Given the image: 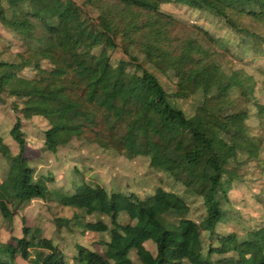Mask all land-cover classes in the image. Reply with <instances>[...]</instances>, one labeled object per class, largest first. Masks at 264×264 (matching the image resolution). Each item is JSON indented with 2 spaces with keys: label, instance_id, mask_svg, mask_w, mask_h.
Returning <instances> with one entry per match:
<instances>
[{
  "label": "trees",
  "instance_id": "obj_1",
  "mask_svg": "<svg viewBox=\"0 0 264 264\" xmlns=\"http://www.w3.org/2000/svg\"><path fill=\"white\" fill-rule=\"evenodd\" d=\"M170 1L219 18L237 36L240 45L248 47V55L264 57V29L260 31L258 27L264 22V0H83L81 6L71 0H0V27L18 36L24 46L14 59L0 58V95L23 104L13 106L16 116L12 131L19 149L16 154H4L11 179L28 199L56 198L61 206L71 208V218L76 220L73 224L81 225L83 232L97 233V242L109 252L107 257L84 248L81 257L67 262L51 239L22 226L25 243L15 239L12 245L0 239V264H11L17 253L27 257L28 247L36 243L44 248L40 252L41 264H90L93 255L101 264H249L233 252L238 255L243 245L264 243V222L257 228H245L236 243L225 236L214 244V237L209 234L218 222L229 217L228 203L226 199L222 201L232 180L227 165L236 158L238 150L246 148L224 134L229 137L238 133L248 141L256 138L264 146V103L255 95L256 87L261 85L264 96V67L256 69L261 77L255 79L241 69H232L233 64H221L208 50L201 58L196 57L188 46L192 28L162 8ZM70 6L76 10L79 32L90 40L82 53L103 58L102 67L81 59L68 29L66 12ZM82 6L96 11L97 16L92 17L90 10ZM118 35L130 46L146 50L147 60H160L177 77H186L204 97L212 88L207 73L214 70L228 96L238 93L255 105L254 117L246 120L223 116L222 106L216 103L223 135L209 121L194 124L169 102L158 78L137 58L119 60L111 67L108 50L117 46ZM0 38L5 37L0 34ZM11 45L8 42L3 47L9 49ZM44 61L49 67L43 66ZM80 65L93 73L81 72ZM114 72L120 79L113 78ZM125 76L133 89L124 82ZM34 116L46 121L43 148L51 152L77 139L96 144L112 156L148 157L149 170L160 181L169 176L181 184L188 198L201 202L203 226L188 216L189 205L182 196L160 185L151 195L130 194L125 200L119 199L124 194L118 187L98 184L94 192L66 197L59 190L50 189L47 181L53 177H33V169L27 165L30 159L25 154L22 126L23 120ZM148 121L150 129L146 127ZM74 171L86 185L78 167ZM260 175L262 189L256 198L262 202L263 211L264 166ZM8 196L9 189L3 181L0 212L10 223L12 215L4 202ZM126 210H131L128 216L134 224L119 221L120 213ZM168 212L178 215V221L166 220ZM88 216L94 220H88ZM56 220L64 223L69 219L57 216ZM147 242L154 244V250L147 247ZM228 253L220 259L212 257Z\"/></svg>",
  "mask_w": 264,
  "mask_h": 264
},
{
  "label": "rangeland",
  "instance_id": "obj_2",
  "mask_svg": "<svg viewBox=\"0 0 264 264\" xmlns=\"http://www.w3.org/2000/svg\"><path fill=\"white\" fill-rule=\"evenodd\" d=\"M71 1L78 6H81L83 2V0ZM82 7L86 10L89 9L92 17L97 16L96 11ZM69 8L70 10L66 12L68 29L81 59L91 66L100 65L102 67L103 58L89 52L88 54L82 53L84 52L83 49L90 44V40L79 32L76 10L73 6ZM162 8L166 13L192 28V32L188 35V46L196 57L201 58L208 50L216 55L221 64H233L232 69H241L255 79L261 77L256 69L264 67V57L248 55V47L241 46L237 36L219 18L194 11L173 1L163 4ZM258 27L262 31L264 22L259 24ZM0 34L5 37L0 38V58L14 59L16 52H21L24 49V46L21 45V39L18 36H11L10 33L2 29H0ZM6 39L12 43L9 49L3 47L4 44L8 43ZM116 45V47L108 50L109 59L112 63L111 67L119 60L126 61L129 60V57L137 58V61L142 63V66L148 72L158 78L160 84L168 92L169 102L180 108L196 125L206 120L211 122L220 131L221 135L225 133L223 132L224 127L220 126L218 121L216 103L222 106L221 114L223 116L229 114L236 119L248 120L253 118L257 111L250 100H246L238 93H232L228 96L225 89L220 85V80L214 70L207 73L212 88L204 97L200 89L194 88L186 77H177L162 61L151 62L147 60L146 50L130 46L119 35L116 38ZM78 61H80L79 57L76 58V63ZM42 64L49 67L45 61ZM79 69L86 74L93 73L84 65H80ZM125 77L124 82H127L129 89H133V85L128 81V76ZM113 78L120 79L115 72ZM218 91L220 92L219 97L217 95ZM255 95L260 103H264L261 85L256 87ZM0 97V183L4 181L9 189V196L5 198L4 202L12 215L9 223L0 212V239L12 245L15 243V239H21V242L25 243L22 228L24 226L31 233L36 231L43 238L51 239L67 262H72L74 257H81L85 251L84 248L109 257V252L105 246L97 242V233L83 232L81 225L73 224L76 220L71 218L73 213L71 208L61 206L56 198L49 201L37 198L28 199L12 181L4 154L5 152L16 154L19 149L12 131L16 116V109H13V106L16 108L21 107L23 104L22 101L7 97L3 93ZM146 127L147 129L151 128L150 121H148ZM45 128L46 121L39 116L23 120L22 130L26 141L25 154L30 159L27 160V165L33 169V177H38L40 174L44 177H53V182L52 180L47 181L50 189L59 190L62 196L66 197L73 193L84 195L94 192L95 185L98 184L107 188L109 186L118 187L120 192L124 194L119 199L125 200V196L130 194L141 197L151 195L154 189L160 185L166 191L182 196L189 205L188 216L199 227L203 226L202 214L204 208L201 202H194V200L188 198L181 184L173 181L169 176H164L160 181V178L149 170L148 157L136 156L127 159L123 155L112 156L96 144L80 142L77 139H73L66 146H59L55 152H51L43 148L42 131ZM224 136L229 140L241 142L246 148L238 150L236 158L231 159L227 165L232 180L230 187L224 193V198L222 197V201L224 202V199H226L227 202L225 203H228L226 206L230 209V214L226 221L218 222L214 231L209 233L214 237V244H216L215 241L219 237L225 236L228 237L231 243H236L242 238L245 228H257L264 222L262 202H259L256 198L262 189L263 178L260 175V170L264 166V160L262 161V157L264 159V146L258 139L253 138L248 141L238 133H234L229 137L225 134ZM258 161L260 166L257 163ZM75 167H78L82 172V177L87 181L86 185L82 184L76 176ZM130 214L131 210L120 213L119 221L134 224L135 221L128 216ZM57 216H63L69 220L61 223L56 220ZM165 218L171 222H177L179 219L178 215L171 212H168ZM87 219L94 220V217L88 216ZM207 233L203 229V234L207 235ZM146 245L149 249L154 250V244L151 242H147ZM43 249L39 243L29 246L27 257L24 258L20 253H17L11 264H41L40 252ZM241 249L242 251L238 255L233 252V255L238 259L246 260L249 264H258L264 261V243H257L253 246L243 245ZM224 256H229V253L212 255L215 260ZM90 264H101V261L93 255L90 258Z\"/></svg>",
  "mask_w": 264,
  "mask_h": 264
},
{
  "label": "crops",
  "instance_id": "obj_3",
  "mask_svg": "<svg viewBox=\"0 0 264 264\" xmlns=\"http://www.w3.org/2000/svg\"><path fill=\"white\" fill-rule=\"evenodd\" d=\"M0 29H2L1 27H0ZM3 30V29H2ZM11 36H13V35H11ZM14 37H16V36H14ZM168 93V92H167ZM61 147H64V146H61Z\"/></svg>",
  "mask_w": 264,
  "mask_h": 264
}]
</instances>
